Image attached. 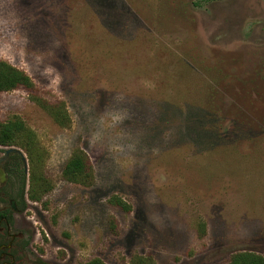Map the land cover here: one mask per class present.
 <instances>
[{
	"label": "rangeland",
	"instance_id": "obj_1",
	"mask_svg": "<svg viewBox=\"0 0 264 264\" xmlns=\"http://www.w3.org/2000/svg\"><path fill=\"white\" fill-rule=\"evenodd\" d=\"M0 60L71 119L0 93V123L47 151L54 189L27 213L47 264L264 256V0H0ZM78 148L92 186L63 178Z\"/></svg>",
	"mask_w": 264,
	"mask_h": 264
},
{
	"label": "trees",
	"instance_id": "obj_2",
	"mask_svg": "<svg viewBox=\"0 0 264 264\" xmlns=\"http://www.w3.org/2000/svg\"><path fill=\"white\" fill-rule=\"evenodd\" d=\"M207 2L218 0H205ZM258 75H261L258 72ZM23 89L27 91L43 110L61 127H69L70 115L63 102L50 103L37 94V86L31 76L24 70L0 60V93L13 92ZM0 145L15 146L27 155L30 170L29 198L34 202L42 201L54 189L53 182L46 175L47 151L39 144L36 133L19 117H13L0 123ZM65 181L82 186H92L95 181L94 170L88 155L82 149H76L63 169ZM110 203L125 212L132 207L120 197H113ZM86 264H105L101 259H94ZM131 264H154L152 258L138 256ZM229 264H264V256L242 251L234 254Z\"/></svg>",
	"mask_w": 264,
	"mask_h": 264
},
{
	"label": "flooded vegetation",
	"instance_id": "obj_3",
	"mask_svg": "<svg viewBox=\"0 0 264 264\" xmlns=\"http://www.w3.org/2000/svg\"><path fill=\"white\" fill-rule=\"evenodd\" d=\"M10 148L18 147L0 145V264H47L33 251L34 231L27 222L29 163L18 153L7 156Z\"/></svg>",
	"mask_w": 264,
	"mask_h": 264
},
{
	"label": "water",
	"instance_id": "obj_4",
	"mask_svg": "<svg viewBox=\"0 0 264 264\" xmlns=\"http://www.w3.org/2000/svg\"><path fill=\"white\" fill-rule=\"evenodd\" d=\"M11 153H18L22 156V159L24 161V163L26 164V167H27V158L25 156V154L18 148H10L7 150V156Z\"/></svg>",
	"mask_w": 264,
	"mask_h": 264
}]
</instances>
